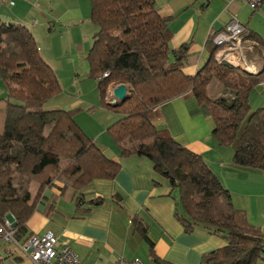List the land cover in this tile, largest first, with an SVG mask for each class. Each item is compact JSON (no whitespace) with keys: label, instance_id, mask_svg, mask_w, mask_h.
<instances>
[{"label":"trees","instance_id":"obj_1","mask_svg":"<svg viewBox=\"0 0 264 264\" xmlns=\"http://www.w3.org/2000/svg\"><path fill=\"white\" fill-rule=\"evenodd\" d=\"M89 2V20L97 31L85 58L88 75L97 83L101 107L118 116L108 133L120 156L148 159L155 174L177 192L180 213L175 216L185 233L201 227L226 242L224 248L204 255L200 264L264 260V234L233 207L229 192L203 159L155 126L160 105L190 95L197 103L195 114L212 120L215 145L235 146L233 164L264 172V108L251 112L249 104L252 90L264 82V70L246 72L218 63L215 47L203 69L193 77L185 76L182 69L188 64V45L169 47L171 17L157 14L155 0ZM242 45L251 46L258 56L264 47L252 36L243 38ZM213 79L223 86V97L208 95L207 86ZM0 81L6 91L0 132V223L10 215L14 241L23 245L31 238L26 222L44 189L59 182L60 195L78 210L93 182L115 179L120 165L81 130L74 112L43 108L61 87L22 23L0 19ZM117 85H125L128 95L123 104L112 107L107 90ZM32 184L37 191L31 199ZM114 200L120 202L116 196ZM142 238L151 261L167 264L154 255L144 231Z\"/></svg>","mask_w":264,"mask_h":264},{"label":"crops","instance_id":"obj_2","mask_svg":"<svg viewBox=\"0 0 264 264\" xmlns=\"http://www.w3.org/2000/svg\"><path fill=\"white\" fill-rule=\"evenodd\" d=\"M47 1H50V5L54 2L64 3L67 11L62 15L65 17L67 13H71L76 17L73 20L75 24L71 28L68 27L69 31L64 32L70 36L65 42L58 44L57 50L50 39L56 25L51 20L53 16L49 9L43 5L33 7L30 5L31 0H16L13 8L0 7V10L5 8V15L10 18H16L22 13L19 17L25 19L22 11H28L30 15L34 9V13L41 18L43 16L50 24L47 27L42 22L34 35L39 55L51 67L60 85L65 64L58 57L68 55L67 50L70 52L71 61L68 67L78 78L79 61L91 48L90 46L87 50L88 44L82 36L75 34L74 40L71 39V32H79L80 24L87 22L90 24L88 31L91 32L93 41L97 28L90 22L89 16L83 20L77 8L81 1H76V7L66 4L68 0ZM155 7L160 17H171L168 24L171 32L169 47L178 49L188 45V64L182 69L185 76L193 77L205 67L215 49L213 38L232 20H236L243 27L244 39L252 36L264 44V5L251 10L241 0H155ZM62 15H59L60 18ZM22 24L26 26V21ZM30 25L34 27L36 22ZM81 41L85 44L82 45ZM244 48V59L241 58L243 60L240 61H243L245 67L256 73L264 70V47L260 56L255 50L252 51L251 46ZM115 87H109L107 92L110 94ZM62 92L61 88L59 95L49 99L56 101L43 108L67 109L66 97L60 99ZM207 92L210 97L219 98L224 89L213 79L207 86ZM5 97V88L0 83V132L3 129ZM58 99L62 104L57 102ZM70 103L71 109L65 111L74 112L75 123L93 139L104 155H108L107 158L120 165V169L113 180H95L91 189L85 192L84 202L78 210L74 202L60 195L62 185L59 182L55 181L44 189L26 222L31 237L52 234L61 243H67L82 264H113L119 258H137L142 264H155L151 261L149 247L142 238V231L152 243L154 255L167 264H200L204 255L226 246L222 238L208 233L201 227L195 228L191 233H185L175 216V213H180L177 192L155 174L148 159L136 155L121 157L119 148L117 149L111 140L105 139L104 127L108 132L109 126L115 120L109 119L104 123L98 119L79 120L80 117L76 115L80 111V108L76 107L77 104L80 105L79 101ZM251 103L256 109L264 108V82L252 90L249 96V104ZM101 108L102 111L111 113ZM196 109L197 103L190 95L177 97L158 107L160 118L155 122V126L167 130L175 142L199 155L221 186L229 192L233 207L245 214L250 226L264 234V172L234 165V149L228 151V147L218 148L215 145L211 137L210 121L203 115L195 114ZM101 143L111 151H107L108 148ZM233 147L235 148H229ZM36 191L37 185L31 193V199ZM115 196L120 199L119 203L114 200ZM0 259L3 264H35L16 244H0ZM257 264H264V260Z\"/></svg>","mask_w":264,"mask_h":264},{"label":"rangeland","instance_id":"obj_3","mask_svg":"<svg viewBox=\"0 0 264 264\" xmlns=\"http://www.w3.org/2000/svg\"><path fill=\"white\" fill-rule=\"evenodd\" d=\"M76 1L77 0H68L66 2V4L71 5L72 7H76ZM79 1H81V2L78 3L77 8H78L80 14H82V16L84 18L83 20H85V17L89 16V14H90V10H91L90 2H89V0H79ZM15 4H16V2H15ZM30 5H33V7L36 6L37 8L39 7V5L40 6L43 5V7H45L46 9H49L52 12L53 17L51 20L55 23L56 27H54L55 31L53 30V32L51 33L52 35L50 36V39L54 42L55 50H57L58 44L65 42L67 37L70 36L69 33H64V32L66 30L69 31L71 26L73 24H75V23H73V20H75L76 17L71 13H67V16L64 17L62 14L67 11V9H66L67 7L64 5V3H61V2H59V3L54 2V3H51V5H50V1H47V0L45 2H43L42 0H31ZM249 11L251 12V10H249ZM5 12H6V9L1 8L0 19L3 22L22 23L25 20L26 21V27L32 33V35H34L36 33L38 26L42 22H44V26L49 27V25H50L46 22V20L43 16L41 18L38 14L34 13V12H36V10H34V9H32V12L30 15L27 13L28 11H26V12L22 11L25 14V19H22L21 17H19L20 15H22V13H20V15L16 18H14V17L10 18V17H7V15H5ZM59 15H62L61 18ZM33 22H36V25L34 27L30 25ZM80 25H81L80 26L81 27V30H80L81 33H80V31L74 32V33L71 32V39L74 40L75 37H73V36L75 34H76V36L84 37L86 43L88 44L86 47L88 50V48L91 46V43H92V41H91L92 36H90L91 32L88 31V27H90L89 26L90 24L87 22H83ZM47 27H46V31H47ZM68 27H70V28H68ZM34 39H36L35 35H34ZM81 44L84 45L85 43H82V41H81ZM59 52L61 54V51H59ZM67 54L68 55H60V57H58L65 64V72L63 73V75H61V78H60V86H61L62 91H63L61 96H60V99H63L66 97L65 104L67 103V109H65V110L71 109V107H70L71 103L70 102H78L79 101L81 106L79 104L76 105V107L80 108L79 109L80 111L76 114L77 117H80V118H78L79 120L84 119L85 121H90V120L98 119L103 123L109 119H112V121L118 120L117 115H115L113 113L108 114L106 111H102L96 81L88 76L87 63L84 59V57H86L87 53H86V55H84L85 53H81V55H84V56L79 61V73L78 74L80 77L78 76V78H76L74 76V74L71 73L70 68L68 67L69 63L71 61L69 58L70 52H68V50H67ZM236 59H238V58H236ZM241 62L243 63V61H241ZM230 65L240 69L241 71H243L242 68H240L238 66H235L232 64H230ZM0 83H1L2 87H4L3 83L2 82H0ZM108 95H110V94L108 93ZM221 97H223V95ZM110 98H111V96H110ZM211 98L216 99L215 97H211ZM55 101L56 100H49L47 102V104L46 103L44 104V108H47L48 106L52 105ZM57 102L62 104L59 99L57 100ZM65 104H63V106H65ZM250 106H251L250 111L254 112L256 110L255 105L253 103H251ZM252 108H254V109H252ZM89 110H92V112L90 113ZM100 111H102V112H100ZM100 115H104V116L100 117ZM206 120L210 121L209 123L212 126V120H210V118L206 119ZM110 121H109V124H110ZM245 122H246L245 120L242 122V124L238 130V136H240V134L243 130V127L245 125ZM106 129H105V127L103 129L104 134H105V139L111 140L116 145V143L111 138V136L106 131ZM102 146H104L105 148H108L107 151H109V152L111 151L108 146H105L104 144H102ZM104 147H102L103 150H104ZM117 149H118V146H117ZM227 149H228V151H232V149H234V147L233 148L228 147ZM105 156H108V155L106 154ZM35 188H36V185L32 184L31 188H30V194L34 192ZM262 257H264V254H262Z\"/></svg>","mask_w":264,"mask_h":264},{"label":"built area","instance_id":"obj_4","mask_svg":"<svg viewBox=\"0 0 264 264\" xmlns=\"http://www.w3.org/2000/svg\"><path fill=\"white\" fill-rule=\"evenodd\" d=\"M241 1L246 3L251 10H256L264 5V0ZM0 5L12 8L15 6V0H0ZM242 39L243 27L236 20L230 21L225 29L213 38V43L217 48L214 59L218 63L226 62L232 65H234L230 60L232 57L243 60L242 52L245 51V48L242 45ZM247 49L250 50V48ZM13 226L14 222L8 219H5L4 223H0V244L18 245L13 238ZM18 248L35 264H82L68 244L61 243L52 234L42 237L33 236L23 245H18ZM113 264H142V262L137 258L131 260L119 258Z\"/></svg>","mask_w":264,"mask_h":264},{"label":"water","instance_id":"obj_5","mask_svg":"<svg viewBox=\"0 0 264 264\" xmlns=\"http://www.w3.org/2000/svg\"><path fill=\"white\" fill-rule=\"evenodd\" d=\"M127 95L128 88L125 85H117L110 93L111 101L109 102V105L115 107L119 104H123L127 99ZM7 219L14 222L13 218L10 215L7 216Z\"/></svg>","mask_w":264,"mask_h":264},{"label":"bare ground","instance_id":"obj_6","mask_svg":"<svg viewBox=\"0 0 264 264\" xmlns=\"http://www.w3.org/2000/svg\"><path fill=\"white\" fill-rule=\"evenodd\" d=\"M230 60L234 63V65L242 68L243 71H244V68H245L246 71L252 72V69H250L249 67H245L246 65H244V63H242L241 61H239L235 57L230 58Z\"/></svg>","mask_w":264,"mask_h":264}]
</instances>
